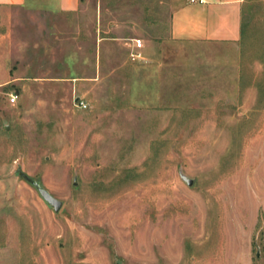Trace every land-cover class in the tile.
<instances>
[{"label": "rangeland", "instance_id": "obj_1", "mask_svg": "<svg viewBox=\"0 0 264 264\" xmlns=\"http://www.w3.org/2000/svg\"><path fill=\"white\" fill-rule=\"evenodd\" d=\"M191 1L0 7V264H264V0L174 39Z\"/></svg>", "mask_w": 264, "mask_h": 264}, {"label": "crops", "instance_id": "obj_2", "mask_svg": "<svg viewBox=\"0 0 264 264\" xmlns=\"http://www.w3.org/2000/svg\"><path fill=\"white\" fill-rule=\"evenodd\" d=\"M2 6H27L69 14L81 9L82 0H0ZM171 35L178 40H238L241 35L240 0H205L204 3L197 0L187 3L174 12ZM127 46L135 50L144 48L137 49L135 42H128Z\"/></svg>", "mask_w": 264, "mask_h": 264}, {"label": "water", "instance_id": "obj_3", "mask_svg": "<svg viewBox=\"0 0 264 264\" xmlns=\"http://www.w3.org/2000/svg\"><path fill=\"white\" fill-rule=\"evenodd\" d=\"M20 175L25 179L27 183H29L32 187H34L37 192L39 193L40 197L50 206L52 207L56 212L60 211L62 208L63 203L55 198L43 185L40 181L33 179L32 177H29L25 173H20ZM183 180L189 185L192 186L194 181L190 178L183 177Z\"/></svg>", "mask_w": 264, "mask_h": 264}, {"label": "built area", "instance_id": "obj_4", "mask_svg": "<svg viewBox=\"0 0 264 264\" xmlns=\"http://www.w3.org/2000/svg\"><path fill=\"white\" fill-rule=\"evenodd\" d=\"M196 1H197V0H192V2H196ZM199 2H200V3H204L205 0H199ZM132 42H135V47H136L137 49H140V48H142V47L144 46L143 40H141V39H135V40H132ZM137 51H139V50H137ZM131 57H132L133 59H139V58H142V55H141L140 52H133V53L131 54Z\"/></svg>", "mask_w": 264, "mask_h": 264}]
</instances>
